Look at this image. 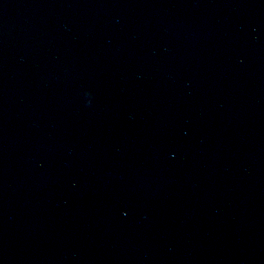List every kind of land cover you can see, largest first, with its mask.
<instances>
[{
	"label": "water",
	"instance_id": "water-1",
	"mask_svg": "<svg viewBox=\"0 0 264 264\" xmlns=\"http://www.w3.org/2000/svg\"><path fill=\"white\" fill-rule=\"evenodd\" d=\"M0 264H264V0H0Z\"/></svg>",
	"mask_w": 264,
	"mask_h": 264
},
{
	"label": "clouds",
	"instance_id": "clouds-1",
	"mask_svg": "<svg viewBox=\"0 0 264 264\" xmlns=\"http://www.w3.org/2000/svg\"><path fill=\"white\" fill-rule=\"evenodd\" d=\"M87 95H89V96H90V95H91V93H87Z\"/></svg>",
	"mask_w": 264,
	"mask_h": 264
}]
</instances>
